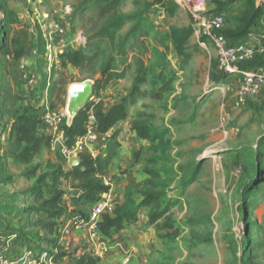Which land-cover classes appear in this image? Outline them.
Returning <instances> with one entry per match:
<instances>
[{"label":"rangeland","instance_id":"obj_1","mask_svg":"<svg viewBox=\"0 0 264 264\" xmlns=\"http://www.w3.org/2000/svg\"><path fill=\"white\" fill-rule=\"evenodd\" d=\"M206 1L210 12L223 15L222 32L234 28L242 15L251 14L263 29L264 0ZM115 11L117 15L143 13L154 23L155 32L130 38L120 52V40L131 25L127 23L113 42L101 43L99 49L113 56L118 71L124 70V77L118 78L123 85L117 93L122 96L117 98L118 87L109 86L110 80L99 96L92 94L88 101L104 99L114 104L123 94L128 96L136 71L142 66L146 80L131 100L140 108L136 116L148 120L154 135L163 136L152 146L165 147L168 166L176 171L179 166H187L177 175H170V195L183 191L181 203L173 207L182 225L179 238L164 244L151 227L155 242L148 245L145 264H264V81L256 94L248 96L240 107L235 106L238 82L220 71L212 42L196 32V21L175 0H119ZM98 12L94 0H0V101L38 107L45 101L48 108L67 120L69 88L82 80L99 78L101 59L99 56L75 68L64 63L59 54L80 47L82 37L90 49L91 38L105 22ZM56 27L64 33H56ZM19 35L25 50L21 58L14 60L17 45L12 39ZM48 51L51 59L47 58ZM261 60L243 67H263L255 66ZM31 77L35 83H30ZM223 80L230 82V90L219 88ZM157 91L160 98L153 97ZM12 95L15 98L8 100ZM6 118L3 111L0 123ZM4 138L0 132V152L5 147ZM100 145L98 139L96 146ZM149 146L147 142L138 148L142 168L153 154ZM42 156H37L34 163L44 161ZM197 166L200 168L194 181L183 187L182 179ZM21 169L9 164L14 181L0 189L18 192L29 187L32 180L20 175ZM141 186L131 187L135 198ZM69 199L64 196L65 205L71 204ZM70 209L69 215L62 216L77 218ZM142 216L146 219L145 210L139 218ZM13 223L19 227L20 221L15 218ZM64 223L60 222V230ZM147 228L145 222L139 224V229ZM69 230L62 240L65 251L96 249L90 242L76 238L74 226ZM9 236L0 231V264H55L41 252L44 243L40 250L37 243L20 244ZM67 263L66 257L57 262Z\"/></svg>","mask_w":264,"mask_h":264},{"label":"trees","instance_id":"obj_2","mask_svg":"<svg viewBox=\"0 0 264 264\" xmlns=\"http://www.w3.org/2000/svg\"><path fill=\"white\" fill-rule=\"evenodd\" d=\"M118 1L94 0V6L98 9L99 15L105 17V22L91 38L90 49L86 44L87 46H80L73 51L68 50L59 54V58L64 63L75 68L83 67L100 56L101 61L98 65L100 76L94 81L93 89V94L96 96H99L110 80L124 77V70L118 71L115 67L113 56H106L105 50L99 49L101 43L105 40L113 42L119 29L127 23L131 25L120 40V52L130 38H142L155 32L154 23L143 13L131 12L117 15L115 8ZM255 20L254 14L242 15L236 20L234 28H228L222 33L232 43L248 32L255 25ZM12 42L17 45L12 56L14 60H18L24 55V47L18 38L12 39ZM262 46L261 53L240 63L239 67L251 69L243 65L260 59L262 60L255 66L260 64L264 67V41ZM145 72L140 66L136 71L129 95L119 99L107 110H104L100 102L88 101L71 122L63 119L59 129L64 133V143L71 146L77 136L86 133L89 112L94 117L92 126L99 134H105L116 122L126 118L127 105L131 103L134 94L140 93L139 85L146 80ZM153 83L155 84L156 81L154 80ZM158 93V91L154 93L153 97L160 98ZM10 98L15 97L9 96L8 100ZM12 101L8 104L0 101V114L4 111L7 116L6 121L3 124L0 123V132L5 134V147L0 152V188L14 181L13 174L8 172L9 164L22 167L20 175L30 178L32 182L29 187L18 192L0 189V231L6 235H14V240L20 244L37 243V248L40 249V245L44 243L46 247L40 250L52 263L57 264L59 260L66 257L67 264H99L100 257L93 251H65L64 244L58 239L59 218L62 215H69L71 206L74 213L78 215L77 219L87 220L99 196L108 191L109 186L104 183V178L109 176L110 161L118 145L117 133L114 132L106 137L104 148L95 155L87 151L78 152V164L69 170L63 169L60 164H54L50 160L34 163L37 156L50 148L53 136L40 130L46 127L40 112L42 106H30L23 102L14 106ZM130 129L136 140L149 142L148 150L153 147L154 140L161 141L163 138L162 135H154L151 124L147 119H142L141 115L131 120ZM152 149L153 154L142 168L148 178L138 189L140 199L137 201L132 189L126 187L123 201L111 205L101 214L98 228L102 235L108 237L112 232L122 229L125 224L136 222L141 210H145L147 227H153L157 237L164 244L178 240L182 225L174 216L173 207L181 203L183 191L176 196L170 195V185L173 181L170 175L172 173L177 175L178 171L187 166H179L176 171L173 166H168L170 159L164 152L165 147L160 145ZM157 151L160 152L159 155L156 154ZM138 154V149L133 152V162L138 161ZM199 168V166L195 167L190 175L182 179L183 187L194 181V174H197ZM64 181L68 187L78 190L77 195L70 197V205L64 203ZM15 218L20 221L19 227H15L13 223Z\"/></svg>","mask_w":264,"mask_h":264},{"label":"built area","instance_id":"obj_3","mask_svg":"<svg viewBox=\"0 0 264 264\" xmlns=\"http://www.w3.org/2000/svg\"><path fill=\"white\" fill-rule=\"evenodd\" d=\"M181 7L187 9L193 19L196 21V32L209 39L215 49L217 62L220 71L227 78H234L238 82V88L235 96L234 105L240 107L246 102L248 96L256 94L260 88V85L264 81V70L259 67L255 69H242L239 67L240 63L248 61L254 57L255 54L263 51L262 45H251L244 42H229L221 31L224 23V17L222 14L210 12L207 9L206 0H175ZM56 33L63 34L64 30L61 27H56ZM81 46L86 44L85 37H82ZM203 44V43H202ZM52 54L50 51L47 53V58L51 59ZM30 83H35L36 79L31 77ZM215 88V87H214ZM213 88V89H214ZM217 88V87H216ZM222 91L230 90V82L223 80L219 87ZM43 112L42 119L47 127H50L54 133L53 142L60 145V150L63 155L70 158L72 155H76L80 151H87L92 155L99 152L102 147L93 146L98 143V133L92 126L94 117L92 113H88V126L84 135L77 136L71 146H67L64 143V133L59 129V124L63 120L62 114L58 111H54L46 106L45 101H42ZM222 129H224L222 125ZM225 130V129H224ZM104 183L110 187L112 183V177L108 176L104 178ZM111 207L110 188L107 192L102 193L99 199L94 203L89 218L87 220L69 219V223L63 227V230L59 228L58 239L60 242L63 240V236L66 235L74 226L75 229L86 227L92 238L98 240V247L93 251L99 257L102 256L105 251L108 250L109 243L105 239H100L97 235L98 223L100 216L103 212ZM69 227V228H68ZM10 239L15 238L14 235L9 236ZM2 261V259H0ZM122 264H130L129 255L125 254Z\"/></svg>","mask_w":264,"mask_h":264},{"label":"crops","instance_id":"obj_4","mask_svg":"<svg viewBox=\"0 0 264 264\" xmlns=\"http://www.w3.org/2000/svg\"><path fill=\"white\" fill-rule=\"evenodd\" d=\"M216 13V12H214ZM220 14V13H219ZM258 26V23L255 22V25L252 26L248 32L242 34V36L233 41V42H244L251 45H262L264 41V25L263 29ZM16 38L22 40V37L19 35ZM24 40V39H23ZM24 42V41H23ZM25 50V47H24ZM31 63V59H28V65ZM264 70V67H261ZM122 81L120 79H112L109 83V86L118 87L116 89L117 98L122 96L120 90H122ZM126 96V95H125ZM124 97V94H123ZM100 103L104 110H107L112 103L104 102V99L100 100ZM38 107V106H35ZM138 103H129L126 109V118L116 122L112 128H110L105 134H99V141L102 147L105 145V138L111 136L114 132L117 133V142L118 145L115 148V154L112 157L109 165L110 177H112V183L110 185V196H111V205L116 203H121L124 197V191L127 187L138 188L142 185L143 181L148 178V175L142 170V165L139 161L133 162L132 153L136 151L141 145H146L147 142L144 140H136L134 133L131 131V120L137 115ZM43 107L40 109V112H43ZM41 131H44L47 134H53L54 131L50 127L41 128ZM97 144L93 145L94 147ZM59 145L52 143L50 148L44 150L40 155L43 154L42 158L44 161L50 160L54 164H60L63 169H71V163L77 159V154L72 155L70 158H67L62 154L60 148L59 151L57 147ZM127 168V172H124ZM63 188L65 190L64 196H75L78 193L77 189H72L67 186L64 182ZM140 199V195L137 194V201ZM69 217L61 216L59 218L60 222H65L64 224L69 223ZM145 222L144 217L138 218V220L131 224H125L124 227L118 231L112 232L110 236H104L101 234L99 228L97 229V235L100 239H105L109 243L108 250L105 251L104 257H101L100 264H122V260L125 254L130 257V264H145L146 251L148 245L152 242H155V233L154 230L149 227L147 229H139V224ZM76 238H80L83 241L90 242L94 247H98V240L92 238L89 230L86 227L75 229ZM157 242V241H156ZM107 253V255H106Z\"/></svg>","mask_w":264,"mask_h":264},{"label":"water","instance_id":"obj_5","mask_svg":"<svg viewBox=\"0 0 264 264\" xmlns=\"http://www.w3.org/2000/svg\"><path fill=\"white\" fill-rule=\"evenodd\" d=\"M93 89L94 81L90 79H85L69 88L67 99L68 122H71L78 111L88 102L93 94ZM77 164L78 160L71 163L72 166Z\"/></svg>","mask_w":264,"mask_h":264},{"label":"bare ground","instance_id":"obj_6","mask_svg":"<svg viewBox=\"0 0 264 264\" xmlns=\"http://www.w3.org/2000/svg\"><path fill=\"white\" fill-rule=\"evenodd\" d=\"M66 111H67V105H66Z\"/></svg>","mask_w":264,"mask_h":264}]
</instances>
